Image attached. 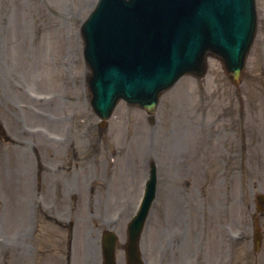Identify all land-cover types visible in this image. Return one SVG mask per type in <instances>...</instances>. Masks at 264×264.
I'll return each instance as SVG.
<instances>
[{"label":"rangeland","instance_id":"1","mask_svg":"<svg viewBox=\"0 0 264 264\" xmlns=\"http://www.w3.org/2000/svg\"><path fill=\"white\" fill-rule=\"evenodd\" d=\"M95 1L0 0V264H100L107 229L122 257L150 160L146 264H264V218L260 250L252 244L264 193V4L237 84L209 56L204 75L180 78L151 117L119 101L101 127L80 35ZM242 113L255 128L247 166L254 147L260 167L240 175L230 160Z\"/></svg>","mask_w":264,"mask_h":264},{"label":"water","instance_id":"2","mask_svg":"<svg viewBox=\"0 0 264 264\" xmlns=\"http://www.w3.org/2000/svg\"><path fill=\"white\" fill-rule=\"evenodd\" d=\"M254 27L253 0H100L81 30L95 113L107 119L121 98L151 113L160 92L180 75L203 74L207 51L236 82ZM158 56L172 60L165 72ZM154 183L151 162L143 201L127 226V264H142L138 240ZM115 240L112 232L104 234L103 264H115ZM254 244L257 249V231Z\"/></svg>","mask_w":264,"mask_h":264},{"label":"bare ground","instance_id":"3","mask_svg":"<svg viewBox=\"0 0 264 264\" xmlns=\"http://www.w3.org/2000/svg\"><path fill=\"white\" fill-rule=\"evenodd\" d=\"M120 262H121V261H120V259H119V260H118V264H120Z\"/></svg>","mask_w":264,"mask_h":264}]
</instances>
